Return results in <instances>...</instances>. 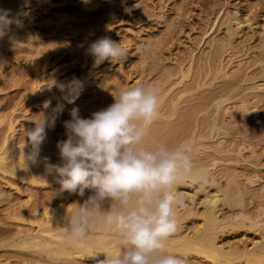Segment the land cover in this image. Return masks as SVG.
<instances>
[{
    "label": "rangeland",
    "instance_id": "rangeland-1",
    "mask_svg": "<svg viewBox=\"0 0 264 264\" xmlns=\"http://www.w3.org/2000/svg\"><path fill=\"white\" fill-rule=\"evenodd\" d=\"M32 4H35V9L44 13L57 10L54 19L29 23ZM227 12H238L239 18L243 19L244 22L232 46H229L230 50H228H232V53L227 52V50L224 60L227 62L229 73L237 72L238 74V72H242L243 80L240 87L243 82L244 84L237 89L246 98L247 104L244 103L245 99L236 89V91L234 90L236 93L233 91L231 94L232 98L229 96L228 100L225 99L227 101L224 100L225 103L222 102L220 108L217 109L212 103L214 108L211 107V109H215L214 113L212 110H210L211 112L207 111L212 113L211 115L206 112L210 109L211 104L200 113V115L205 113V115L214 117L216 114L221 113L223 115L225 112L223 116L221 114L215 116L217 120L221 117V121H224L221 123L218 120L221 123L218 125L220 132L217 125L213 126L216 131L213 130L212 126H208L212 128L211 130L206 127L205 130L203 129L206 134L204 143L199 145V147L202 145V149H204V144H209L206 146L209 153H215L214 151L220 148L221 152L219 149L217 151L219 153L214 154L216 156V160H214L220 161V163L216 164L218 166L209 165L208 168L211 169L207 175L210 173L208 175L210 182L204 184L207 185L206 187L203 186L199 178L194 182L195 185H186L182 190L194 194L195 198L198 197L197 203H191V205L193 204L194 212L197 210L201 212L205 210V205H202L204 204L203 197L208 192L212 193L216 190V186L212 184L214 177L217 179L219 177L224 185L228 181L227 176L224 179V175L219 173L220 169L227 170L229 168L230 172L234 170L235 174L240 173L244 180H240L238 183L239 179H237V184L235 182L237 186L233 184L234 182L232 183L234 187L241 186L239 189L235 188L238 190L234 194L236 200L233 198L234 202H223L221 208V212L222 210L223 212H220L221 217L225 219L229 215L227 220L234 213L235 215H232L231 219L234 218L232 221L235 222H232L231 219L226 222L223 221L226 225L222 224L224 226L223 228L221 225L222 229L218 227L217 241L219 244H225V249H228V245L236 244L252 246L253 242L264 239V65L262 66L264 60V0H0V14L6 13L11 22L23 20L27 23L28 31V34L24 35L23 38L16 35L18 41L14 40L15 37L12 38L13 40L10 39L11 45L9 44L10 46L6 50H0L4 51L0 52V137L6 131V124L10 119H13L15 124L10 144L14 146L26 145L25 128L33 126L32 120L39 118L37 114L44 110L43 104L47 100L51 101L49 112L57 104L64 106L63 112L56 120L55 127L49 129L48 133L66 137L64 121L70 119L69 113L72 108L78 107L82 117L90 118L93 112L112 104L114 102L113 95L122 87L135 86L137 82L162 86L168 79L169 70L175 69L181 62L184 65L187 61H192L191 57H194L193 60L195 58L198 60L207 53L210 37L216 34L223 38L224 33L221 29L218 30V27ZM57 16L62 17L60 22L57 21ZM215 16L218 19L214 27L207 32L209 24L215 19ZM246 22L253 23V27L247 26ZM102 37H109L113 41L121 42L128 50L127 59L122 63L105 61L96 66L87 49L92 42ZM21 38L22 40H20ZM32 44L35 45L32 46ZM146 45L151 46L153 54H145ZM238 69L240 70L238 71ZM248 72L249 76L246 75ZM255 74L257 76L256 82L255 77L250 79L252 78L250 76H255ZM257 74L262 77H258ZM245 75L246 79L250 80L248 83L246 79V82L244 80ZM53 78L58 83H66L73 78L83 82V90L74 104L68 103L64 99L65 94L61 93L58 88H47V81ZM220 80L222 78L216 80L217 85L218 82L220 84ZM168 84L166 82L165 85ZM247 84H250L251 88ZM242 88L247 90L243 91ZM240 90L245 94L248 93L247 96ZM234 93L235 96H233ZM255 102H258L257 106ZM241 103L252 108L249 110L244 109L246 107L239 109L243 106ZM240 111H243L245 116L243 113L240 114ZM240 116L243 118L241 121ZM236 118H239L237 119L239 122ZM212 132H215L216 138H212L214 136ZM208 133L211 136L210 139L218 143L217 145L211 140L215 146H213L214 150H211L213 144L210 140L208 141L210 137ZM222 139H225V142L221 141ZM220 141L221 144L223 142V146L216 148V146L221 145ZM207 142L209 143L207 144ZM224 143L226 151L222 148ZM13 155L10 146H8L0 155V164L15 160ZM224 156L226 160L225 158L219 159V157ZM230 165L233 167L231 168ZM41 176L31 179L28 175L7 174L6 177L0 175V181L4 183V187H7L4 194L0 195L2 196L0 197L1 220L2 218L3 220L6 219L5 213L9 205L27 201L28 206L33 207L35 203L45 200L48 194L59 191L60 185L56 180H51L48 177L42 179ZM236 176L240 178L239 175ZM246 179H249L248 182ZM244 181L247 183L245 182V184ZM254 188H257L258 193L262 195H256L257 189L254 191ZM240 189H243L241 193L246 191L241 195ZM194 190L199 192H196L195 195ZM252 190L254 193L251 192ZM237 192L238 197L236 196ZM85 194L88 192L86 191ZM238 198L242 201L238 202ZM227 203L229 204L227 205ZM21 216L27 217L25 214ZM194 216H190V219L188 217V221H185L184 232L189 231L190 234H193L197 226L203 222L201 216ZM15 221L17 224H21L16 226L22 227L23 230L29 229L30 231L31 229L36 232L38 228L37 223L33 224L22 218ZM230 222L235 225L230 224ZM251 222L257 225V228L251 227ZM169 252L181 255L186 260V264H258L254 260L246 263L244 258H238L236 254H230L233 259L230 257L229 260L223 259L216 262L205 257L197 259L192 252H188L187 256L182 255V251L170 250ZM0 253L2 252L0 251ZM77 264H88V261H80Z\"/></svg>",
    "mask_w": 264,
    "mask_h": 264
},
{
    "label": "clouds",
    "instance_id": "clouds-1",
    "mask_svg": "<svg viewBox=\"0 0 264 264\" xmlns=\"http://www.w3.org/2000/svg\"><path fill=\"white\" fill-rule=\"evenodd\" d=\"M9 24L7 14H0V36ZM87 51L96 66L105 61L122 63L128 56L123 44L109 37L95 40ZM145 54H153L151 46H145ZM46 86L58 88L70 104L83 90V82L76 78L66 83L49 79ZM113 97L112 104L90 118L72 108L70 119L64 121L67 139L57 143L61 162L52 164L43 157L46 173L56 179L60 192L80 197L88 192L68 216L66 238L78 243L93 229L112 232L121 251H96L90 256L95 264H186L181 255L168 251V241L179 230L177 208L184 201L175 185L194 171L193 146L188 140L175 147L150 140L162 104L157 86L122 87ZM50 105V100L45 101L39 118L25 128L27 144L22 154L27 163L41 160L47 132L63 112V104L49 112ZM199 178L210 182L204 169ZM106 202L111 203L106 207ZM101 254L103 259L98 258Z\"/></svg>",
    "mask_w": 264,
    "mask_h": 264
},
{
    "label": "bare ground",
    "instance_id": "bare-ground-1",
    "mask_svg": "<svg viewBox=\"0 0 264 264\" xmlns=\"http://www.w3.org/2000/svg\"><path fill=\"white\" fill-rule=\"evenodd\" d=\"M34 5L35 4H32L31 6L32 9L30 10L31 17H30L29 23H33V22L37 23L39 20L47 21V19H51V20L54 19V15L57 10L54 9L53 11H50L48 13H44V12H40V10L38 9H35ZM237 13L238 12H234V13L227 12L226 15L223 17V19H221L218 30L221 29L224 33V36L223 38L222 36L220 38L215 34L212 37H210L208 41L209 49L207 50V53L203 57H201L198 60L196 58L195 60H193L194 57H191L192 61L190 62L187 61L189 63L186 62L187 63V64L185 63L186 65L185 64L183 65L182 62L181 64L179 63L178 67L175 66L176 67L175 69L171 68L172 70H169L170 71L168 72L169 76H167L168 79L165 80L167 83H169L168 85H165L166 82L164 81H163L164 86L162 85V82H161L162 86L156 85L160 90V94L162 97V104H161L159 119L152 125L150 140L156 139L162 143L167 144L169 147H175L176 145L180 144L182 141L188 140L191 142L193 146V151L191 155H192V158L195 164L194 171L190 176H186L178 180L175 185V191L177 193L182 194V199L184 201V204L182 207L177 208V216L179 220V230L169 239L168 248L171 251L173 250L182 251L183 252L182 255L184 256L185 255L187 256L188 252H192L197 257V259L201 257L202 258L205 257V258H210L213 261L218 262L223 259L229 260L231 257L230 254H236L238 258H244L246 263H249L250 261L254 260L258 264H264V239L253 242L252 246H248L247 244L228 245L229 246L228 249H225L226 247L225 244L218 243L217 241L218 227L219 229L220 228L222 229L221 225L222 224L224 226L226 225L225 223H223V221L224 222L229 221L231 219V216L235 215L234 213H232L230 215L229 220H227L229 215L226 219L221 217L222 215L221 213L223 212V210L221 212V208L223 207L222 203L223 202L230 203L233 201V198L236 200V198L234 197L235 191H238L237 189L241 187V186L236 187L237 186L236 184L237 182L239 183L240 180H244V179L241 178L240 173L237 174L238 173L237 172L235 174L233 172L234 170L230 172L227 166H226L228 168L227 170L223 168L221 170L220 168L216 167L218 166L216 164L220 163V161L219 162L215 161L216 156L214 154L220 148L217 149V151H214L215 153L213 152L209 153L208 149H206L208 148L206 146L209 145L208 144L209 142H207L208 145H205L206 144L205 143L203 147L204 149H202V145L204 143L203 140H205L204 138L206 136V134L204 133L205 128L208 126H212L213 128V126L217 125L218 130H219L218 125H221V123L224 122V121H221L220 119L221 117L218 119L220 120L221 123H219L218 120L215 118V116H218L219 114H221L219 113L218 110L216 111H218L219 114L215 113L216 115L214 117L209 116L212 113H209L207 111L212 110L211 107H213L214 105L215 107H217V109L220 108L222 106L221 105L222 102L225 103L224 100L225 99L228 100L231 97L232 92L234 90L236 91L237 88H241L244 84L243 82V84L240 87V83H242V80H243L242 78L243 75H241L242 72L241 73L238 72V74L237 72L234 74L233 73L231 74V72L229 73L228 71L229 69L227 70V67H228L227 62H225L224 60L225 52L229 49V46L230 47L232 46L234 39H236L244 23L243 19L241 20ZM56 19L58 22H60L62 17L57 16ZM217 19L218 17L215 16V19L212 20V22L209 24L210 26L208 27L207 32L208 30L214 27ZM246 23L248 24L247 26H249L250 28L253 27L252 25L253 23L251 22H246ZM26 24L27 23L24 22L23 20L22 21L13 20L12 22L10 21V24L8 25L5 34L3 36H0V50H6L8 46L11 45L10 39L13 40L12 38L15 37L14 40H16V35H20L22 38L24 35H27L28 31H27ZM22 38L20 40H22ZM16 41H18V37ZM34 45L32 44V46ZM229 50L227 52L232 51V50L231 51ZM262 51L263 49L261 50V52ZM0 52H4V51H0ZM260 63H262V61H260ZM239 65H241L240 62H239ZM263 65H264V60H263L262 66ZM239 70L240 69H238V71ZM263 70L261 69V71ZM255 71H257V69H255ZM258 72H259V69H258ZM246 75L249 76V72ZM246 75H245L244 80L247 78ZM257 75L258 77L260 76L259 74ZM261 75H262V72H261ZM250 77H252L250 79H254L255 77V82H256V77H257L256 74L255 76L252 75ZM261 77L262 76H260V78ZM218 78L220 79L222 78V80H220L221 81L220 84L218 82V85H217L216 80ZM246 80L248 83L249 79H246ZM251 81L253 82L254 80H251ZM138 84H143L145 86L148 85L146 83H141V82H137L135 85H138ZM151 85H154V84L151 83ZM247 85L250 86V84H247ZM255 86L254 88H256ZM249 88H251V86ZM237 90H238V93L241 94L239 92V89ZM242 90L240 91L243 92L244 90H247V89H244L243 91ZM235 93L233 96H235ZM243 93L245 94V92ZM247 94L245 95L247 96ZM242 98H244V96H242ZM244 99H245L244 103H246V98ZM212 103L214 105H212ZM257 103L255 104L256 106L258 105ZM210 104H211L210 109L206 110V112L209 113V115H205V113L200 115V113L206 108H208ZM241 104L243 105V103ZM246 104L245 106L243 105L239 109H243V107H246L244 109L249 110L252 108V107L246 106ZM248 105H251V104H248ZM214 110H212L213 113H214ZM254 110H255V107H254ZM240 112H241L240 114L243 113V111H240ZM244 112L246 113V110H244ZM241 117L242 116H240V121L241 119H243ZM237 119L239 118H236V120ZM237 121L239 122V120ZM14 124H15V120L10 119L9 122L6 124L7 128H6L5 133L3 134V136L0 137V155L4 149L10 146V149L14 154L12 157L15 160H12L9 163L0 164V175H2V177H6L7 174L18 175V176L28 175L31 177V179H36V178H39L41 175H43L44 177H48L51 180H56L53 176L48 175L46 173V166H45V162L43 161V157H47L48 162L52 164H59L61 161H60L59 149L57 148V143L61 140H66L67 137H59L54 134H49L47 132V138L41 146V153H40L41 160L35 164L27 163L22 154L26 145L14 146L10 144L12 142V131L14 130ZM209 128L210 127H208V129ZM212 128H210V130ZM214 128L213 130H215ZM208 129H207V132H208ZM212 133L214 135L215 132H212ZM232 134H235V133H232ZM216 135L218 136L220 134H216ZM208 136H210L209 133H208ZM214 137L215 135L212 138ZM210 138L211 136L209 137L208 141L212 140ZM228 139H230V137ZM221 141L225 142V139H222ZM221 141H220V144H221ZM213 142L218 145L217 142L215 141ZM223 142L221 145L216 146V148L223 146ZM200 144L202 145L199 147ZM211 146H212L211 150H214L213 149L214 144ZM222 148L225 149V143H224V147ZM226 150L227 149H225V151ZM223 151L224 150H222V152ZM225 151L223 153H225ZM220 152H221V149H220ZM218 153L219 152H217V154ZM221 158H225V156L219 157V159ZM225 164L229 165L227 163ZM209 165H216L215 167L220 169L219 173L224 175V179H225V176H227L228 181L227 183L225 181L226 184L224 185L222 183L223 181L221 182V180H219V177L218 179L214 177L212 184L216 186V190L214 189L215 191H213L212 193L208 192L207 194H206L207 191L205 192L206 195L205 197H203L204 204H202V205H205L204 206L205 210L201 212L197 210L198 212L197 211L194 212L193 210L195 209H193V204L191 205V203L196 204L197 203L196 199L198 197L195 198L194 194L189 193L187 191L184 192L182 188L184 186L186 187V185H195L194 182L197 181L196 179H199L200 177V170L204 169L208 173L209 169H211V168H208ZM214 171L218 172L217 170H214ZM215 172H212V173H215ZM208 175H210V173ZM236 175H239L241 179L238 178V176ZM237 179L239 180L237 181ZM249 179H246V181ZM246 181H244V183ZM252 181L254 182V180ZM232 183L235 184L236 186L234 187ZM3 184L4 183L0 181V195H3L7 188V187H4ZM181 184H183V186H180ZM204 184L205 183H203V186L206 187L207 185H204ZM244 186L246 187V185ZM235 188L237 189L235 190ZM246 188H248V186ZM256 189L254 188V191ZM257 190H256L257 192L256 195L259 194L258 193L259 190L258 191ZM242 191L243 189L242 190L240 189L239 193H241ZM58 192L53 193V194H48V197L45 198V200L35 203L33 207L28 206L27 201L19 203V204L9 205L5 213L6 219L4 220L3 218L2 220L0 219V236H1L0 251L2 252L0 253V264H77L80 261L81 262L88 261V264H95V260L90 256H92L96 251L104 250V251L109 252L110 254H118L121 251L120 247L115 242V237L113 233L108 232V231H103V230L93 229L85 240H82L78 243H70L66 238V233L68 231V227H67L68 216L71 214H74L75 210L79 206V203H82L83 200L87 198L88 194H85V197H80L78 195L69 194L67 192H63V193L60 191ZM196 192H195V195L199 191L197 193ZM251 192H253V190ZM243 193H241V195ZM237 194L238 192L236 193V196ZM259 195H262V194H259ZM239 200L240 199L238 198V202L242 201V199L240 201ZM110 203L111 202H106L105 206L107 207ZM229 203H227V205ZM230 213L231 212L229 211V214ZM22 214L27 215V217L23 218L21 216ZM193 215L195 216L197 215L198 217L201 216L203 218L202 219L203 222L200 224V226H197L193 234H190L189 231L184 232L183 227L185 226L184 224L186 223L185 221L187 220V218L189 217L190 219V216L193 217ZM21 218L33 224L37 223L38 228L36 232H34V230H31V229L30 231L29 229L23 230L22 227L21 229L19 228L20 226H16V225H21V224L20 223L17 224V221L15 220H19ZM232 220H234V218L231 219V221ZM232 222H235V221H232ZM232 222H230V224H232ZM232 225H235V224H232ZM250 226L257 228L256 227L257 225H255L252 222L250 223ZM29 227L33 228L32 226H29ZM98 258L103 259L104 255L101 254ZM231 258L233 259V257ZM67 261H70V262H67Z\"/></svg>",
    "mask_w": 264,
    "mask_h": 264
}]
</instances>
